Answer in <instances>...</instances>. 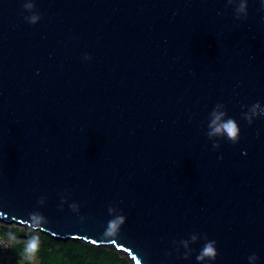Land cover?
Returning a JSON list of instances; mask_svg holds the SVG:
<instances>
[{
    "label": "water",
    "instance_id": "water-1",
    "mask_svg": "<svg viewBox=\"0 0 264 264\" xmlns=\"http://www.w3.org/2000/svg\"><path fill=\"white\" fill-rule=\"evenodd\" d=\"M24 2L0 0V219L131 264H198L206 239L208 264H264V0H33L35 25ZM217 104L241 131L219 149Z\"/></svg>",
    "mask_w": 264,
    "mask_h": 264
},
{
    "label": "clouds",
    "instance_id": "clouds-1",
    "mask_svg": "<svg viewBox=\"0 0 264 264\" xmlns=\"http://www.w3.org/2000/svg\"><path fill=\"white\" fill-rule=\"evenodd\" d=\"M229 4L236 5V18H246L248 15V3L247 0H228ZM264 8V5H262ZM24 10L31 15L26 16L25 19L29 24L35 25L40 22L41 17L36 11V5L33 0H25ZM87 58V57H86ZM264 116V105H261L259 102L253 104L249 111L244 114V119L251 125L254 122V118ZM241 131L240 127L236 120L229 117L226 111V106L223 104H217L213 111L210 113L209 122H208V132L207 136L209 139L213 140V147L215 149L220 148V144L215 141L219 139H228L233 144L238 143L240 139ZM222 159V157H221ZM44 199L39 201L40 205L43 206ZM67 201H63L66 203ZM72 211L79 212V207L76 204L71 205ZM62 210V208H61ZM108 212L112 219L109 220L106 230L103 233L104 238H113L120 235L122 227L126 223V217L120 212L116 207H109ZM31 221L34 224L46 223L47 219L39 212H34L30 216ZM9 224V223H8ZM200 237L193 234L190 240L181 241V245L186 250L184 254V259H189L193 249L190 247V244L198 243ZM36 241H29V250H32L35 247ZM179 251V249H177ZM219 253L217 251L216 241L207 240L204 243L203 247L200 249L199 253L196 255V260L198 264H208V262H214ZM258 257L252 255L249 257L250 264H256Z\"/></svg>",
    "mask_w": 264,
    "mask_h": 264
},
{
    "label": "trees",
    "instance_id": "trees-1",
    "mask_svg": "<svg viewBox=\"0 0 264 264\" xmlns=\"http://www.w3.org/2000/svg\"><path fill=\"white\" fill-rule=\"evenodd\" d=\"M13 242L6 251L9 264H131L117 251L108 247L94 246L82 241H61L40 231L8 227L0 228V235ZM36 244L29 250V241ZM33 258V259H31Z\"/></svg>",
    "mask_w": 264,
    "mask_h": 264
},
{
    "label": "rangeland",
    "instance_id": "rangeland-1",
    "mask_svg": "<svg viewBox=\"0 0 264 264\" xmlns=\"http://www.w3.org/2000/svg\"><path fill=\"white\" fill-rule=\"evenodd\" d=\"M5 227H8L10 230H13V229H16V228L25 229V230H31L28 227H25L23 225H19V224H8L6 221L0 219V228H5ZM4 241L9 245V248H10V246L12 245V242H13V236H11V234H9L7 236V240H4ZM6 248L7 247H3L4 250ZM31 259H33V258H31ZM7 261L8 260L6 259V256H5L4 257V261L3 262H0V264H9V261L8 262Z\"/></svg>",
    "mask_w": 264,
    "mask_h": 264
},
{
    "label": "built area",
    "instance_id": "built-area-1",
    "mask_svg": "<svg viewBox=\"0 0 264 264\" xmlns=\"http://www.w3.org/2000/svg\"><path fill=\"white\" fill-rule=\"evenodd\" d=\"M4 240H7V239L0 235V262L4 261L5 253L7 249L9 248V245ZM3 247H7V248L4 250Z\"/></svg>",
    "mask_w": 264,
    "mask_h": 264
}]
</instances>
